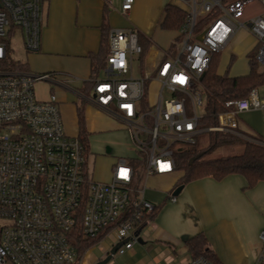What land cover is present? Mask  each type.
Returning a JSON list of instances; mask_svg holds the SVG:
<instances>
[{"label":"built area","instance_id":"obj_1","mask_svg":"<svg viewBox=\"0 0 264 264\" xmlns=\"http://www.w3.org/2000/svg\"><path fill=\"white\" fill-rule=\"evenodd\" d=\"M121 1L128 15L134 0ZM176 1L187 14L179 29L181 46L164 51L150 67L143 64L138 31L109 32L105 76L93 79L92 99L130 131L138 156L118 158L111 179L99 181L89 174L79 136L66 132L57 95L36 94V84L52 74L3 66L12 28L20 29L28 50L40 49L44 0H0V264H78L73 233L80 216L84 236L111 234L124 242L117 250L123 254L155 209L144 195L147 179L174 173L177 151L204 131L198 110L207 106L203 77L213 56L245 28L258 41L256 58L264 68V9L246 17L255 0ZM200 17H208L206 27L199 26ZM135 59L139 77L132 75ZM224 106L207 130L240 134V113L261 111L264 120V89ZM260 239L264 244V229ZM184 264L214 263L199 256Z\"/></svg>","mask_w":264,"mask_h":264},{"label":"crops","instance_id":"obj_2","mask_svg":"<svg viewBox=\"0 0 264 264\" xmlns=\"http://www.w3.org/2000/svg\"><path fill=\"white\" fill-rule=\"evenodd\" d=\"M71 1L73 2L46 0L47 12L42 28L41 46L36 52L29 53L28 68L25 71L30 72L29 66L33 65L38 70L35 71L37 73L52 74V79L36 84V94L41 99L48 98L52 93L57 95L65 129L69 135L80 134V106L84 110L88 136L111 135L113 140L106 146L105 153H90L87 162L89 174L93 179L109 181L116 160L129 158L124 157V152L134 150V147L129 148L133 141L130 131L94 102L93 84L90 86L87 82L99 77V73L94 76L93 65L99 58L105 60L103 55L106 48L109 49V32L114 28L125 27L112 22V13L108 8L111 0H74L78 3L76 11L68 8ZM168 3L176 5L177 1L171 0ZM164 9L165 6L163 19ZM119 12L124 15L121 7ZM260 12L262 10L254 13L247 8L246 17ZM130 13L131 11L128 15ZM72 29L76 32L75 39L60 36L63 32L72 33ZM140 36L143 42L149 43L141 56L144 66L155 64L164 51L173 52V43L168 49L161 51L151 37L141 32ZM257 52L256 37L245 28L237 29L225 48L217 53L219 61L224 56L229 64L227 71L219 72L217 69L218 73H227L233 77L249 74L250 55ZM231 68L238 71L233 74L230 72ZM82 82H85L84 87H81ZM258 88L262 91L264 85ZM250 113L252 111L240 113V134L236 135L243 140H251L254 136L258 142H264L263 137L255 130L256 127L252 128L244 117ZM261 122L264 123L263 118ZM121 130H124L126 144L129 142L125 148L115 139L122 134ZM146 182L151 188L147 191L145 189L144 195L154 202L157 207L156 214L142 229L133 246L123 254L116 252L106 264H184L191 257L188 239L200 233L206 235L210 248L217 254L221 264H264L261 260L264 245L260 239V232L264 229V204L260 202L258 193H255L264 188V179L250 187L242 174H231L222 179L203 177L196 180L188 200L183 196L180 197L181 201L176 202H171V195L175 188L182 184L178 176L173 173L155 175L149 177ZM246 191L249 195L248 201ZM166 194L169 195L160 204ZM94 240L83 253L81 264H95L106 258L117 244L113 235L105 232Z\"/></svg>","mask_w":264,"mask_h":264},{"label":"trees","instance_id":"obj_3","mask_svg":"<svg viewBox=\"0 0 264 264\" xmlns=\"http://www.w3.org/2000/svg\"><path fill=\"white\" fill-rule=\"evenodd\" d=\"M187 14L178 6L167 3L164 9V19L161 26L166 29H177L185 23ZM208 17L200 19L199 26L201 27L204 20ZM140 41L143 44L144 51L147 49L149 43ZM109 48V47H108ZM108 50H105V60L99 58V61L94 63V76H97L100 69L105 67L106 56ZM257 53L250 55V72L244 76H229L226 74H219L218 62L219 56L215 54L209 69L203 77V84L206 88L207 106L206 114L201 118V122L206 126H214L218 123V114L225 109L224 103L228 100L247 96L251 90L264 85V68L256 58ZM95 59V58H94ZM3 66H15L19 70H27V63L19 61L17 64L11 61L10 56L3 61ZM90 86L93 80L87 82ZM79 123L80 134L79 138L82 141L86 152L89 150L88 133L85 127V117L83 107H79ZM239 137L231 133V137ZM240 138V137H239ZM256 139L254 136L252 137ZM242 139V138H241ZM243 140V139H242ZM244 149L241 153L231 154L217 158H207V154L214 147L210 146L208 149L199 151L195 148L186 147L179 150L176 155L177 169L184 170L183 178L185 182L193 179H200L207 176H212L216 179H222L231 174H242L248 181L250 187L257 184L264 179V144L254 140H243ZM157 211V207L149 217L152 219ZM145 223L141 224L144 227ZM75 244L78 250V260L81 259L85 250L92 245L96 238H88L83 235L81 231V216L78 217L74 229ZM188 249L191 257L203 256L213 262L214 264H221L217 254L210 248L208 238L206 235L200 233L190 237L187 241Z\"/></svg>","mask_w":264,"mask_h":264},{"label":"rangeland","instance_id":"obj_4","mask_svg":"<svg viewBox=\"0 0 264 264\" xmlns=\"http://www.w3.org/2000/svg\"><path fill=\"white\" fill-rule=\"evenodd\" d=\"M170 1L171 0H134L133 8L131 9V13L128 16H124L121 14V12H119L120 7H121V0H111L108 3V8L110 9L109 12L112 13L111 20L114 24L125 27V28H133L139 33L141 32L145 34L146 36L151 37L156 47L162 51V50L168 49L172 45V43L174 44L173 46L174 49L175 48L177 49L181 46V38L178 37L179 30L166 29L161 26V21L163 19V8L165 4ZM45 2L46 0H44L43 2V19H42V25H41V34H42V28L44 26V21H45L46 12H47ZM77 6H78V3L73 0V2L72 1L69 2L68 8L71 11L73 10L76 11L78 8ZM248 8L254 13L258 12L259 10L264 9V7L260 3V0H255L251 2L248 5ZM200 19H203V17H200ZM207 21L208 19H205L202 26L206 27ZM72 28H74V26H72ZM75 33L76 32L74 31V29H72V33L68 34V33L63 32V34H60V36H68V37H72L73 39H75L76 37ZM8 41H9L10 59L16 64L19 61L28 63L29 53L36 52V51L28 50L26 48L24 41H23L22 33L19 28H12V33L9 35ZM218 64H219L218 66L219 72L223 70L227 71L229 64H228V61L224 59V56L221 57V60L219 61ZM246 65L249 66L248 61H246ZM29 68L31 69L30 71L31 73H37L35 71H38L36 70V68H34L33 65L29 66ZM133 68L134 70H133L132 75L134 77H139L141 75V63L138 59H135L133 63ZM8 69L17 70L18 68L15 66H9ZM237 71L238 69H232V68L230 69V72L233 74H235ZM98 76L100 78L105 76V72L103 71V69H100ZM84 86H85V82H82L81 87H84ZM204 104L205 105L207 104V96L204 97ZM198 113L200 116L203 117L206 114V108L205 107L199 108ZM244 117L248 121L249 125L252 126V128L256 127L255 130L264 139V123L261 122V119H262L261 111H252L250 115L244 116ZM208 127L210 126L204 125L200 120L199 128L204 129V131L199 133L196 136V139H197L196 143L184 145L183 148L191 147L199 151L200 150L203 151L205 149H208L210 146L214 147L207 154H205V157L207 158H217V157L227 156L231 154H238L243 151L244 143L241 138L237 136L232 138L231 133L229 132L209 131L207 130ZM121 133L122 134L119 135L115 139H118L117 143L120 146L124 145L122 146V148H125L129 142H127L126 144L127 139L124 136V130H121ZM262 137H260L261 138L260 140H262ZM112 140L113 138H111V135H103V134L102 135L93 134L91 136L89 135L88 136L89 150L87 151V156H89L90 153H94L96 155L105 153L106 146ZM130 147L133 148L134 146L129 145V148ZM136 156H138V153L135 150L130 149L124 152V157L134 158ZM184 174H185L184 170H178V169L173 173V175L178 176V179L180 180V182L185 181V179L183 178ZM196 180L197 179H193V180H189L184 183L185 187L183 191L177 195L176 201H181L180 197L183 198V196L186 197L187 200L189 199L191 195L190 194L191 188L196 184ZM148 182H146V188H145L146 191L151 188ZM153 189H157V188H153ZM255 193H258L260 202L264 204V188H262V190L258 189V191H256ZM168 195L169 194H166L163 197L160 204H162L165 201ZM245 196H246V200L248 201L249 199L248 191H246ZM171 202H174V201L171 200ZM261 244H263V242ZM78 264H81V263L79 262Z\"/></svg>","mask_w":264,"mask_h":264},{"label":"water","instance_id":"obj_5","mask_svg":"<svg viewBox=\"0 0 264 264\" xmlns=\"http://www.w3.org/2000/svg\"><path fill=\"white\" fill-rule=\"evenodd\" d=\"M199 39H202V36H199ZM183 188H184V184H180V185H178V186L175 188V190L173 191V195H178V194L182 191ZM139 239H140V238H139ZM123 243H124L123 241L117 243V244L112 248V250L110 251V254H109L106 258H104V259H102V260H99V261L96 262L95 264H106V263L112 258V256L116 254L118 248H119L120 246H122Z\"/></svg>","mask_w":264,"mask_h":264}]
</instances>
